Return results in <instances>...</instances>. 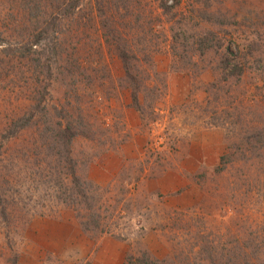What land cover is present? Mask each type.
<instances>
[{
  "label": "rangeland",
  "instance_id": "374dc122",
  "mask_svg": "<svg viewBox=\"0 0 264 264\" xmlns=\"http://www.w3.org/2000/svg\"><path fill=\"white\" fill-rule=\"evenodd\" d=\"M72 1L0 0V264H264V0Z\"/></svg>",
  "mask_w": 264,
  "mask_h": 264
},
{
  "label": "trees",
  "instance_id": "16d2710c",
  "mask_svg": "<svg viewBox=\"0 0 264 264\" xmlns=\"http://www.w3.org/2000/svg\"><path fill=\"white\" fill-rule=\"evenodd\" d=\"M79 3H80V0H73L72 2L69 3L68 9L71 11L72 7L79 5ZM168 9H171V7ZM205 15L207 17L206 19L209 21H212L215 19L216 21H218V23H222V20H218V18H217L219 16V14L217 15L216 12H214V11H211L210 13L206 12ZM215 33L217 36V32H215ZM213 36H214L213 31L209 30L204 36H202L196 40L197 41V44H196L197 47L195 48V52L199 56H204V54L206 52H209V50H211V49L212 50L217 49V48H214L215 46H214V44H212V38L214 39ZM185 50H186V48L184 47V48H182V50L179 53L181 54ZM122 52H124V51H122ZM124 53H126V52H124ZM128 53H131L133 55V53L130 52L129 50H128ZM151 60H152V57H150V60L148 62H150ZM126 63H127L126 69L128 72V76L130 77V79L135 81L137 77L131 73V70L129 67L130 64H128L129 62H126ZM238 67H239L238 64L234 65V72H235V69H238ZM234 72H232V73L238 74V73H234ZM139 83H138V86H137V84L135 86H134V84L132 85V86H134V98L135 99L138 98L139 92L141 90V86H139ZM61 135H62V138L64 137L65 139H67L66 145H68V143L69 144L72 143L73 138L76 137L77 134L76 133L74 134V132H71L70 128L67 127L65 129V134L62 132ZM71 173L73 176L71 186H67L66 190H64L65 192L60 193L59 196L62 197V199L63 198L64 199L70 198V202L71 201H78V202H84L85 201V202L89 203L91 201H94L96 199V192H95L94 188L91 187L90 185L80 183V180L78 178H76L74 171H71ZM88 222H90V221H88ZM127 264H174V263H172V262L169 263V261H167V260L154 259L151 254H149L147 252L146 253L142 252L136 256L135 255L130 256Z\"/></svg>",
  "mask_w": 264,
  "mask_h": 264
}]
</instances>
